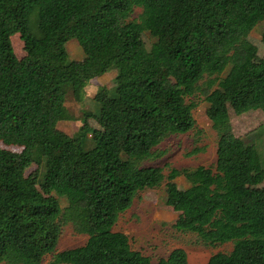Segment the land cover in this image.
<instances>
[{
	"label": "trees",
	"instance_id": "1",
	"mask_svg": "<svg viewBox=\"0 0 264 264\" xmlns=\"http://www.w3.org/2000/svg\"><path fill=\"white\" fill-rule=\"evenodd\" d=\"M262 24L264 0H0V141L21 148H0V264H42L49 255L52 264H190L183 249L154 263L114 230L138 193L165 179L166 204L183 214L179 229L234 242L207 264H264V163L255 143L233 136L230 120L232 110L264 111V56L249 41ZM72 40L83 60L70 57ZM111 71L113 87L83 112V129L60 131L59 122L77 120L69 95L82 104L88 84ZM199 96L217 102L206 111L217 162L166 177L148 163L165 155L168 137L195 129ZM90 118L112 123L91 142ZM180 176L187 189L174 183ZM69 224L87 242L56 253Z\"/></svg>",
	"mask_w": 264,
	"mask_h": 264
},
{
	"label": "rangeland",
	"instance_id": "2",
	"mask_svg": "<svg viewBox=\"0 0 264 264\" xmlns=\"http://www.w3.org/2000/svg\"><path fill=\"white\" fill-rule=\"evenodd\" d=\"M140 12V9H136L133 17H137ZM263 29L264 24L255 28L249 36V41L258 48V57L261 58L264 56ZM144 39L148 46L153 42L148 34L144 35ZM12 45L16 57L22 59L25 52L20 35L17 34L12 37ZM67 49L72 59L83 60V50L76 40L70 41ZM115 77L116 72L111 71L92 80L86 88L82 104L76 102L73 96L69 95L66 105L77 120L61 121L58 124V129L71 137L76 136L83 129L81 121L83 112L95 111V96L104 87L112 88ZM194 100L198 103L193 112L196 120L195 129L185 135L168 137L159 147L160 150L166 152L165 155L157 161L148 163L150 166L162 168L166 177L172 168L177 170L195 169L198 166H215L217 162L219 137L206 113L209 104L215 105L217 102L212 99L207 102L204 96H199ZM230 120L233 136L246 142L255 143L264 163V111L251 109L237 114L232 110L230 111ZM88 123L92 128L88 134L89 142L95 136L104 134L112 127V123L95 120V118H90ZM0 148L13 152L21 151V148L6 146L1 141ZM196 150L198 152L192 154ZM37 169L38 166L33 165L26 174H33ZM167 182L168 180L165 179L158 187L139 192L132 207L120 215L114 230L126 234L132 248L149 257L154 263L168 259L176 249L186 251L190 264H207L209 259L217 253H230L234 248L233 241L208 243L197 234L183 231L177 227V222L183 217V214L174 211L166 204ZM174 183L179 189L189 187L184 176L175 179ZM60 201L62 207L67 205L64 198H60ZM87 239V235L78 233L71 224L64 226L56 253L83 246ZM53 261L54 256L49 255L45 257L42 264H52Z\"/></svg>",
	"mask_w": 264,
	"mask_h": 264
}]
</instances>
